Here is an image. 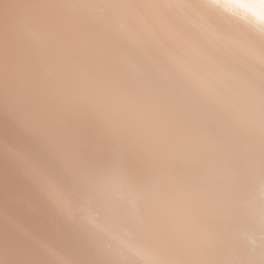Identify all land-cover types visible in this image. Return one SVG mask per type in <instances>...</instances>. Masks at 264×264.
<instances>
[{"label": "clouds", "instance_id": "obj_1", "mask_svg": "<svg viewBox=\"0 0 264 264\" xmlns=\"http://www.w3.org/2000/svg\"><path fill=\"white\" fill-rule=\"evenodd\" d=\"M26 37L59 70L37 194L80 246L40 264H264V0H41Z\"/></svg>", "mask_w": 264, "mask_h": 264}, {"label": "bare ground", "instance_id": "obj_2", "mask_svg": "<svg viewBox=\"0 0 264 264\" xmlns=\"http://www.w3.org/2000/svg\"><path fill=\"white\" fill-rule=\"evenodd\" d=\"M41 0H0V264H40V245L80 250L48 211L34 178L58 173V124L48 99L59 70L30 46L26 27ZM235 244L254 249L244 220L232 225Z\"/></svg>", "mask_w": 264, "mask_h": 264}]
</instances>
